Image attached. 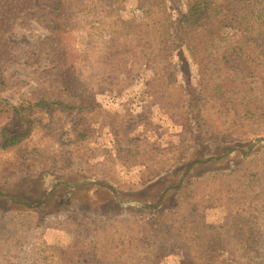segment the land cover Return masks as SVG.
<instances>
[{
  "label": "rangeland",
  "instance_id": "rangeland-1",
  "mask_svg": "<svg viewBox=\"0 0 264 264\" xmlns=\"http://www.w3.org/2000/svg\"><path fill=\"white\" fill-rule=\"evenodd\" d=\"M77 1L78 7L79 2L87 4ZM138 3L130 0L117 8L114 26H107L110 30L94 41L91 30L81 29L85 19L76 15V0H66L60 17L33 9L17 19L10 31L0 29V73L6 81L0 97L14 107L45 99L75 108L52 106L33 115L30 137L11 153L0 149V264H95L86 253L96 248L92 236L117 254L120 264L186 263L187 253L180 247L154 261L138 253L142 249L130 253L129 240L141 230L148 238L156 233L131 222L148 223L167 212L179 195L173 188L190 169L185 179L203 182L236 166L238 182L257 175L254 186L245 183L241 197L253 192L264 197V159L254 166L244 156L252 146L251 155L264 153V142L232 138L239 130L232 127L234 117L224 111V103L207 108L204 125L209 135L202 134V141L196 142V121L188 112L189 118L185 117L178 97L172 100L190 93L186 67L198 94L204 92L186 33L175 27L173 38H168L169 49L155 55L137 37L127 36V25L143 31L155 22L169 20L175 26L186 20L185 0H165L155 8ZM54 18H59L56 24ZM98 20L97 9L93 24L101 23ZM164 57L173 62L169 74H163L164 63H159ZM147 59L153 60L152 66ZM248 84L239 82L237 88L243 93ZM263 102L264 98L256 109ZM6 123L2 118V127ZM217 189L197 185L178 222L196 214L198 195L212 192L223 200L240 198L233 182L227 181L215 193ZM208 206H198L200 217L189 222L194 226L227 222L223 210H207ZM256 207L255 214L264 215V202ZM2 229L7 234L3 243ZM162 236L157 233L150 239L155 249ZM4 243L11 253L2 256ZM16 245L19 249H14ZM86 245L82 253L86 259H82L77 252Z\"/></svg>",
  "mask_w": 264,
  "mask_h": 264
},
{
  "label": "trees",
  "instance_id": "trees-1",
  "mask_svg": "<svg viewBox=\"0 0 264 264\" xmlns=\"http://www.w3.org/2000/svg\"><path fill=\"white\" fill-rule=\"evenodd\" d=\"M84 1L87 4L82 6L79 2L80 7H78L76 0V15L85 19V26L81 24L83 25L81 29L86 27L87 30H91L95 34V38L92 37L94 41L102 37L105 31L110 30L106 28L107 26H114L111 24L114 11L130 0ZM137 1L140 3H138L139 7L141 3L150 4L154 8L165 4V0ZM65 6L66 0H0V29L3 33L10 31L17 19L33 9L40 8L50 11L54 17H60ZM185 7L188 18L177 22L175 26L169 20L155 22L143 31L132 29L130 25H127L125 26L127 36L132 35L144 42L145 48L152 55L156 52L164 53L169 49L168 38H173L176 28L188 36L191 52L200 68V81L204 92L203 95L198 94L191 81L190 68L186 67L189 69L185 68L184 74L185 79L191 84L190 93L185 97L184 94L174 96L172 100L178 97V105L182 107L181 111L185 117L189 118L186 114L188 112L196 121L199 134L196 136V142L202 141V134L209 135L208 130H205L207 126L204 125L207 108L209 109V106L215 108L221 103H224V111L234 117L232 127L239 130V135L232 138H239L241 142L252 139L264 142V102L261 109H256L264 98V0H185ZM97 9L98 22L101 21V23L93 24ZM54 19L53 24H56L59 18ZM226 34L231 35L226 37ZM208 57L211 58V62ZM147 60L148 65L152 66L153 60ZM159 63H164L163 74H169L173 62L169 61L168 57H164ZM229 81H232L230 85ZM245 81H249V84L241 93L237 87L239 82ZM259 82L263 84L262 88H259ZM5 86L6 81L0 73V92ZM185 99H188V104L185 103ZM52 106L68 111L75 109L64 106L60 102L52 104L45 99H40L27 106L14 107L0 97L1 151L11 153L20 147L32 132V116L49 111ZM2 118L7 121L5 127H2ZM252 147L246 154L243 153L248 163L255 166L260 159H264V153L259 150L251 155ZM231 153L223 154L217 158L218 161L226 159ZM190 167L192 166L189 165L187 168ZM190 170L173 188L178 191L179 195L167 212L160 214L155 220H150L151 225L149 222H131L138 228L147 227L156 233L148 238L144 230H141L137 236H132L129 240L130 253L134 254L135 251L142 249V252L138 253L149 255L157 261L163 254L180 247L188 256L184 264H238L235 263L236 260L242 264H264V215L259 212H257L259 215L255 214L256 206L264 202V197L254 192L252 196L241 197L245 183L248 182L249 186H254L257 175L250 174L247 180L238 182L239 170L236 166H232L230 172L211 174L202 180L203 182L200 180L187 181L185 178L188 177ZM227 181L237 185L236 193L240 195L238 200L237 198L223 200L222 197L218 198L212 192L207 196L198 195L199 200L193 208L196 214L194 216L191 214L189 217L199 218L201 214L197 207L208 203L207 210H223L226 213L227 222L194 226L192 222H189V218L187 220V217L178 222L179 212L186 207L189 195L193 193L197 185L209 184L223 189ZM219 192L220 190L215 193ZM206 197H208L207 200ZM242 203L246 204L245 209ZM153 208L156 209V207ZM26 217L32 218L33 216L27 214ZM174 219H176L175 222H173ZM91 224L92 227H97V223ZM177 231L183 235H177ZM157 233L163 236L159 238L160 246L155 249L150 239L153 240ZM92 237L94 238L92 244H96V248L86 253L89 254L88 256H93L95 264H120L121 259L117 254L108 250L94 236ZM6 239L7 234L5 235L2 229V243ZM122 244L126 246L123 242ZM5 245L6 243L2 246V256L11 253ZM14 249H19V246L16 245ZM87 249L88 245L77 252L82 259H86V255L82 253Z\"/></svg>",
  "mask_w": 264,
  "mask_h": 264
}]
</instances>
